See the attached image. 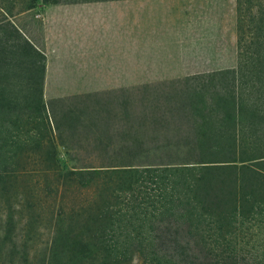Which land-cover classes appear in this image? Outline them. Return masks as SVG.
<instances>
[{
  "label": "trees",
  "instance_id": "1",
  "mask_svg": "<svg viewBox=\"0 0 264 264\" xmlns=\"http://www.w3.org/2000/svg\"><path fill=\"white\" fill-rule=\"evenodd\" d=\"M62 1L0 0V264H264V0H236L235 67L58 120L14 18Z\"/></svg>",
  "mask_w": 264,
  "mask_h": 264
},
{
  "label": "crops",
  "instance_id": "2",
  "mask_svg": "<svg viewBox=\"0 0 264 264\" xmlns=\"http://www.w3.org/2000/svg\"><path fill=\"white\" fill-rule=\"evenodd\" d=\"M223 3L62 1L41 3L21 16L38 25L27 37L44 55L42 92L55 98L123 92L132 86L235 67L236 22L229 28L230 54L224 57Z\"/></svg>",
  "mask_w": 264,
  "mask_h": 264
},
{
  "label": "rangeland",
  "instance_id": "3",
  "mask_svg": "<svg viewBox=\"0 0 264 264\" xmlns=\"http://www.w3.org/2000/svg\"><path fill=\"white\" fill-rule=\"evenodd\" d=\"M234 1L236 2V0H224L223 3V7H222V20L224 21V29H223V36H222V41L224 43V57L229 56L230 54V49H229V45H230V40L232 39V36H230V25L232 24V22H236V7L234 6ZM231 3H233V8ZM14 21L16 22L17 25H19L23 31L26 33V35L28 37H31L37 30L38 25L37 23H32L31 20L27 17V18H23L20 15H17L14 18ZM235 30H236V26H235ZM234 30V31H235ZM233 42H234V36H233ZM226 45H228L226 47ZM227 52V53H226ZM233 56H234V46H233ZM184 78H175V79H171V80H164V81H157V82H152V83H146V84H142V85H138V86H132V87H128L127 88V92L128 91H143V90H148V91H154V90H169L172 88H179L181 87V82L175 83L177 81H182ZM25 86L19 82H17L15 84L16 89H20V88H24ZM74 95H81V94H70V95H66L63 97H55V98H50V96L48 94H44L43 93V100L45 102H50L52 99H61L64 100L65 102H61L62 104L57 105L56 108V112L58 113V120L62 118L60 117V114L62 112V110H65V106H69L70 103H74L70 100H65L68 99L71 96ZM111 97H115L117 99H121L122 94H118V92L113 93V94H108ZM63 135H67L66 132L63 133ZM46 236H43V239H46Z\"/></svg>",
  "mask_w": 264,
  "mask_h": 264
}]
</instances>
